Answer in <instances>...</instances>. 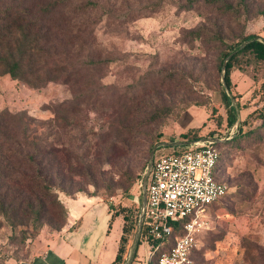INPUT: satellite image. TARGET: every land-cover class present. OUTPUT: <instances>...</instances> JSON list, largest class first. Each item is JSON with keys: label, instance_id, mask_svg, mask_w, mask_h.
I'll return each mask as SVG.
<instances>
[{"label": "rangeland", "instance_id": "374dc122", "mask_svg": "<svg viewBox=\"0 0 264 264\" xmlns=\"http://www.w3.org/2000/svg\"><path fill=\"white\" fill-rule=\"evenodd\" d=\"M34 1L45 5L49 0ZM97 1L100 6L91 18H98L95 42L112 59L106 68L94 73L84 69L69 83L57 79L40 86L14 79L9 74H0V111L26 112L39 120H47L54 115V105L83 91L92 92L96 97L99 96L97 91L103 95L99 99L116 100L121 96L119 102H129L130 121L133 120L136 127L140 141L137 149L141 150L133 162L136 181L128 191L117 189L111 197L105 196L101 188L87 187L88 193H99L104 203H110L130 216L134 226L128 236L127 255L139 220L141 183L150 155L149 152L146 156L148 146L183 141L181 134L191 128H198L196 132L202 138L212 134L211 137L225 139L219 142L227 143L220 146L224 155L221 176L228 181L231 191L219 205L208 209L210 227L201 235L194 264H264V131L260 128L261 119L253 114L264 103V60L247 53L238 58L231 70V93L240 110V125L244 132L256 128L260 134L244 137L236 145L229 136L231 132L233 137L239 133L235 124H227V111L221 99V90L225 87L221 80L222 69L218 67L220 52L233 42L250 33L264 37V16L256 12L258 6H264V0H247L248 7L241 14L227 15L216 11V6L203 4V1L190 10L178 8L183 0ZM157 3L160 6L154 9ZM12 4V0H0V12ZM79 4L73 2L69 8ZM120 21L124 22L122 26L115 25ZM52 24L58 22H48L47 26ZM202 24L208 27L203 37L192 39L187 35V30ZM212 34L222 37L223 41L212 40ZM69 54L75 60H83L88 57V50ZM87 85L92 89H87ZM119 102L115 105L118 110L121 109ZM115 106L102 109L84 106L87 130L95 133L88 135L86 142H78L91 145L92 150L97 135L107 129L108 114L114 115L117 111ZM161 108L169 111L168 115L150 124H142L150 112ZM175 147L160 146L155 159L161 154L173 153ZM104 167L110 169L109 164ZM248 189L251 196L243 199ZM88 193L78 192L77 195L88 196ZM59 197L66 205L69 196L59 191ZM118 224L112 226L108 237L110 243ZM19 230L20 227L15 229L16 232ZM47 230L45 225L41 233ZM15 231L3 220V226H0V264H20L30 257L38 237L23 241L18 232V238L13 241L11 235ZM214 237L217 241L212 247L209 241ZM244 237L250 239L248 248H245ZM147 255V243L141 238L134 264H145Z\"/></svg>", "mask_w": 264, "mask_h": 264}, {"label": "trees", "instance_id": "16d2710c", "mask_svg": "<svg viewBox=\"0 0 264 264\" xmlns=\"http://www.w3.org/2000/svg\"><path fill=\"white\" fill-rule=\"evenodd\" d=\"M12 1L11 6L0 12V74H9L14 79L24 80L34 86L57 79L69 83L74 77H78L80 71L87 69L91 73L97 72L105 69L112 60L107 56V51L95 42L98 18H91V14L100 6L97 0H49L45 5H38L39 2L34 0ZM76 1L80 4L69 8ZM201 1L203 4L216 6L215 10L222 15L235 12L241 14L248 7L247 0H183L178 8L190 10ZM159 6L157 3L154 9ZM256 12L264 16V6H258ZM54 21L58 24L47 26L48 22ZM123 24V21L115 23L118 26ZM207 31L208 27L202 24L186 33L192 39H199ZM210 37L212 40L223 41L217 34ZM257 37L262 36L247 34L220 52L218 67L222 69L224 59L237 50L225 68V80L230 91L231 70L241 55L251 53L256 59L264 60V42L256 39ZM246 40L250 42L239 49V45ZM80 50H88L86 59L75 60L70 57V52L75 51L77 54ZM89 88L92 89L87 85V89ZM262 89L264 97V84ZM96 94L99 96H93L88 91L74 93L73 97L54 105V115L47 120H39L26 112L0 111V226H3L4 220L14 231L20 227L18 232L21 240L35 239L45 225L48 227L47 231L55 232L61 231L67 224L69 212L59 197V191L74 198L78 192L88 193L87 187L93 185L96 189L101 188L105 196L111 197L116 194L117 189L128 191L136 181L133 162L141 150L137 149L140 141L135 132L136 127L133 120L130 121L131 106L127 100L119 102L121 96L116 100L114 97L108 100L105 97L99 99L103 95L97 91ZM221 99L227 111V124L232 126L236 123L237 113L225 89L221 90ZM118 102L120 110L115 106ZM84 106L92 109L117 107L114 115L108 114L107 129L97 135L98 140L92 145V150L91 145L84 146L78 142H86L88 135L95 133L87 130L88 118L83 116ZM168 113L164 108L150 112L142 124H150ZM253 114L261 119L260 128L264 131V103ZM197 130L198 128L188 129L181 137L189 141L200 140L202 136L198 135ZM237 132L239 136L231 137L234 145L244 137L260 136L256 128L244 132L241 125ZM223 144L227 143L213 144L219 151L215 177L228 184L221 176L224 155L220 146ZM152 146H148L146 156ZM105 164H109L110 169H105ZM230 187L229 185V191L211 204L210 208L219 205L230 195ZM99 195L97 192L88 193V196ZM250 196L248 189L243 199ZM107 204L111 220L119 216L123 220L118 249L110 264H124L128 236L134 225L130 216L123 213L122 209ZM111 223L112 221L109 227ZM78 225L79 223L71 228ZM18 232L11 235L13 241L18 238ZM215 241L216 237L212 238L209 245L213 247ZM249 241L248 237H244L245 248H248ZM140 244L141 239L138 247Z\"/></svg>", "mask_w": 264, "mask_h": 264}, {"label": "built area", "instance_id": "2783aa9c", "mask_svg": "<svg viewBox=\"0 0 264 264\" xmlns=\"http://www.w3.org/2000/svg\"><path fill=\"white\" fill-rule=\"evenodd\" d=\"M175 148L154 156L147 180L141 234L147 264H194L200 235L210 227L208 209L229 191L215 177L219 151L212 143L196 140Z\"/></svg>", "mask_w": 264, "mask_h": 264}, {"label": "crops", "instance_id": "0c3cea01", "mask_svg": "<svg viewBox=\"0 0 264 264\" xmlns=\"http://www.w3.org/2000/svg\"><path fill=\"white\" fill-rule=\"evenodd\" d=\"M67 200V224L61 231H43L35 240L27 262L20 264H110L113 261L122 232V217L111 220L109 206L100 197L78 194ZM116 222L118 228L113 231L110 243L108 237ZM77 223L78 226L71 228Z\"/></svg>", "mask_w": 264, "mask_h": 264}, {"label": "water", "instance_id": "95a60500", "mask_svg": "<svg viewBox=\"0 0 264 264\" xmlns=\"http://www.w3.org/2000/svg\"><path fill=\"white\" fill-rule=\"evenodd\" d=\"M256 39L264 42V38L262 37H257ZM250 42V40H246L243 41L240 45H239V49L244 48L248 43ZM237 52V50L233 51L232 53H230L223 61L222 64V83L226 89L227 95L230 97L231 101H232V105L234 106L236 113H237V120L235 123V128H238L240 126L241 123V115H240V110L239 107L237 105V103L235 102V97L234 95L231 93L230 89L227 86L226 80H225V68L227 65L228 60ZM225 139L222 138H216V137H204L202 139H200L199 141L202 142H206V143H217L220 141H224ZM195 140L189 141V140H183V141H175V142H159L157 144H155L152 149L150 150V155H149V159L147 162V166H146V170L144 173V176L142 178V203H141V207H140V214H139V220H138V225L136 228V232L132 241V244L130 246L128 255L125 259V263L124 264H133L135 257H136V253L138 250V244L139 241L141 239V234H142V228H143V221H144V215H145V206H146V185H147V180L148 177L151 173L152 167H153V160H154V156H155V152L156 150L160 147V146H180V145H188V144H192L195 143Z\"/></svg>", "mask_w": 264, "mask_h": 264}]
</instances>
